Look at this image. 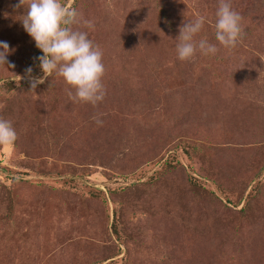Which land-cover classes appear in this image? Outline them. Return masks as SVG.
Masks as SVG:
<instances>
[{
	"label": "rangeland",
	"instance_id": "rangeland-1",
	"mask_svg": "<svg viewBox=\"0 0 264 264\" xmlns=\"http://www.w3.org/2000/svg\"><path fill=\"white\" fill-rule=\"evenodd\" d=\"M102 52L105 95L74 102L0 0V264H264V0H229L244 35L215 40L219 0H61ZM214 55L177 58L179 28ZM21 79H20V77ZM102 121L96 123V119Z\"/></svg>",
	"mask_w": 264,
	"mask_h": 264
},
{
	"label": "clouds",
	"instance_id": "clouds-1",
	"mask_svg": "<svg viewBox=\"0 0 264 264\" xmlns=\"http://www.w3.org/2000/svg\"><path fill=\"white\" fill-rule=\"evenodd\" d=\"M25 0H18V7ZM205 16L197 14L194 20L179 28L176 54L181 61L191 59L197 52L214 55L217 45L197 35L205 23ZM240 14L233 10L229 0H219L215 11V40L224 48H232L244 35ZM25 32L42 53L35 59L39 62L42 76L32 77V67L25 69L31 89L44 82L53 73L69 86L68 97L74 102L96 105L105 95L102 77L104 65L102 52L88 39L87 33L74 29V24L83 23L92 27L90 20H83L75 8L66 7L61 0H27L26 11L20 20ZM14 49L7 41H0V65L14 68L7 56ZM20 77V76H19ZM21 79V77H20ZM97 124L102 121L96 119ZM17 133L8 119L0 118V145L12 146Z\"/></svg>",
	"mask_w": 264,
	"mask_h": 264
}]
</instances>
